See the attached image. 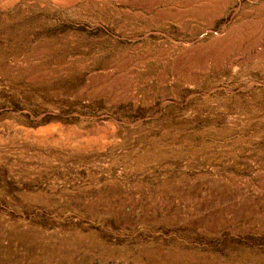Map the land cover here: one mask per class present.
<instances>
[{
  "label": "rangeland",
  "instance_id": "obj_1",
  "mask_svg": "<svg viewBox=\"0 0 264 264\" xmlns=\"http://www.w3.org/2000/svg\"><path fill=\"white\" fill-rule=\"evenodd\" d=\"M262 21L0 0V264H264Z\"/></svg>",
  "mask_w": 264,
  "mask_h": 264
},
{
  "label": "bare ground",
  "instance_id": "obj_2",
  "mask_svg": "<svg viewBox=\"0 0 264 264\" xmlns=\"http://www.w3.org/2000/svg\"><path fill=\"white\" fill-rule=\"evenodd\" d=\"M215 1V0H214ZM240 1V0H239ZM207 3V2H206ZM226 3V2H225ZM216 5H218V4H216ZM239 5V4H238ZM215 6V5H214ZM222 7V6H221ZM216 10V9H215ZM208 11V10H207ZM215 12V11H214ZM242 17V16H241ZM245 17V16H244ZM264 21H262L261 23H259V24H256L257 26H255L254 24V26H251L250 28H249V30H248V32H247V34H248V36H249V38H251V39H254L255 38V41H256V39H257V37H260V36H264ZM261 24H263V26L261 25ZM249 27V26H248ZM245 30V29H244ZM236 33H237V31H236ZM235 34V33H234ZM230 35V34H229ZM228 35V36H229ZM239 35V36H238ZM241 38V31H239V33H237V35H236V40L237 39H239V38ZM233 38H235V36H233ZM231 39V38H230ZM232 40V39H231ZM230 40V41H231ZM228 45V44H227ZM234 48V47H233ZM236 48V47H235ZM237 49H239V48H237ZM252 49V48H251ZM250 49V50H251ZM242 50V49H241ZM246 50V49H245ZM244 50V51H245ZM249 52V51H248ZM253 57H255L256 59H258L259 61H263L264 62V46H262V47H256L255 49H253ZM236 62V61H235ZM231 63V62H230Z\"/></svg>",
  "mask_w": 264,
  "mask_h": 264
}]
</instances>
